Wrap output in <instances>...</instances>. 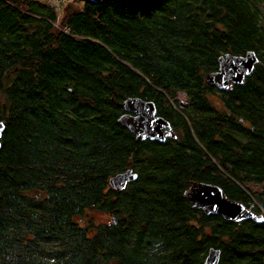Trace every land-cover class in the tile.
<instances>
[{
  "label": "trees",
  "instance_id": "16d2710c",
  "mask_svg": "<svg viewBox=\"0 0 264 264\" xmlns=\"http://www.w3.org/2000/svg\"><path fill=\"white\" fill-rule=\"evenodd\" d=\"M72 4L61 18L47 0H0V264H205L211 248L218 264H264V220L185 194L216 184L264 215V0ZM250 50L259 61L222 116L207 76ZM136 97L175 137L139 140L121 123Z\"/></svg>",
  "mask_w": 264,
  "mask_h": 264
},
{
  "label": "water",
  "instance_id": "95a60500",
  "mask_svg": "<svg viewBox=\"0 0 264 264\" xmlns=\"http://www.w3.org/2000/svg\"><path fill=\"white\" fill-rule=\"evenodd\" d=\"M90 1L97 3L102 0ZM258 61V55L253 50L246 52L244 55L226 54L219 58L220 69L208 74L207 80L220 88H228L231 82L242 83L245 76L254 70ZM123 106L135 115H123L120 121L125 127L136 134L137 139L164 140L165 135H172V127L169 121L155 116L156 108L153 102H147L137 97L128 98L124 101ZM4 126V121H0V138ZM163 128L166 130L163 131ZM136 178L137 173L130 168L125 172L113 176L110 182L116 188H123L129 181ZM185 194L195 207L202 209L208 214H221L226 219L233 221H241L248 218L258 222L264 220L263 215L251 211L242 202L227 197L224 190L216 184L195 182ZM219 259L220 250L211 248L206 257L205 264H218Z\"/></svg>",
  "mask_w": 264,
  "mask_h": 264
},
{
  "label": "flooded vegetation",
  "instance_id": "af4514ba",
  "mask_svg": "<svg viewBox=\"0 0 264 264\" xmlns=\"http://www.w3.org/2000/svg\"><path fill=\"white\" fill-rule=\"evenodd\" d=\"M226 54H229V53H225V54H223L222 56H225ZM236 55V54H235ZM221 56V57H222ZM220 69V63H219V67H218V69L216 70V71H218ZM246 77V76H245ZM234 84H239V83H234V82H231L230 83V86L228 87V88H220V87H218V86H216V85H214V84H212L214 87H215V89H216V95H213L212 97H214V96H216L215 98H216V103H217V109L219 110V112H221L222 114H224V115H222V116H232V114H233V112H230L231 111V109H230V107H228L227 105H226V103H225V96L226 95H229V92L231 91V88L234 86ZM179 93H181V94H184L185 95V101L183 102L182 100H180L181 101V103H184V106H181L180 105V102H179V105L181 106V107H184V108H187L188 106H189V104H190V101H189V98H188V96H187V94L186 93H184V92H179ZM178 93V94H179ZM178 94H177V100L179 101V97H178ZM137 98H141V97H137ZM142 100H144V101H147V102H153L154 104H155V108H156V112H155V116H158V117H162V118H164L165 120H167V121H169V123L171 124V127H172V135L171 136H167V135H165V138H164V140H153V139H149V138H146V140H150V141H158V142H164L167 138H172V137H175V130H174V126H173V124H172V122L170 121V120H168L164 115H162V114H160L159 113V109H158V106H157V104L154 102V101H152V100H148V99H144V98H141ZM125 108V107H124ZM126 109V108H125ZM127 114H132V115H135L133 112H131V111H129V110H127L126 109V113L124 114V115H127ZM234 116H235V118L237 117V119H239L240 121H243L244 122V125L245 126H249L250 125V122L249 121H244L243 120V118L242 117H239V116H236L235 114H234ZM166 129L165 128H163V131H165ZM136 135V134H135ZM145 140V139H144ZM251 187V186H250ZM252 188V187H251ZM253 189V188H252ZM226 195V194H225ZM240 202H242V201H240ZM248 209H250L251 211H254V212H256V213H259V214H261L257 209H256V207H257V204H255L254 206H252V203L250 204L249 203V206H247L244 202H242ZM261 215H263V214H261ZM263 217H264V215H263Z\"/></svg>",
  "mask_w": 264,
  "mask_h": 264
},
{
  "label": "rangeland",
  "instance_id": "374dc122",
  "mask_svg": "<svg viewBox=\"0 0 264 264\" xmlns=\"http://www.w3.org/2000/svg\"><path fill=\"white\" fill-rule=\"evenodd\" d=\"M45 1V0H44ZM49 3H51L52 5H55L56 6V8L58 9V11L60 12L59 14H60V17L62 18V16H63V13L64 12H62L64 9V7H66V5L67 4H72V5H77V6H81V4H82V1L83 0H78V1H76V0H58V1H56V0H47ZM178 97L180 98L179 99V102H180V105L181 106H184V103H181V101L180 100H182L183 102L185 101V95L184 94H181V93H179L178 94ZM216 96H214V97H212L213 98V102H216V98H215ZM250 186L254 189V191H256V190H258L259 189V187H257V186H255V185H253V184H250ZM89 213L90 214H94V211L93 210H90L89 211ZM94 216H96L97 217V220H100L101 218L102 219H105V220H109V216H107V215H105V216H103V217H100L98 214L97 215H94Z\"/></svg>",
  "mask_w": 264,
  "mask_h": 264
},
{
  "label": "built area",
  "instance_id": "2783aa9c",
  "mask_svg": "<svg viewBox=\"0 0 264 264\" xmlns=\"http://www.w3.org/2000/svg\"><path fill=\"white\" fill-rule=\"evenodd\" d=\"M56 1H58V0H56ZM255 204L254 203H252V206H254Z\"/></svg>",
  "mask_w": 264,
  "mask_h": 264
}]
</instances>
